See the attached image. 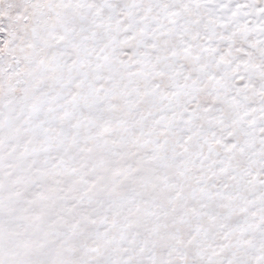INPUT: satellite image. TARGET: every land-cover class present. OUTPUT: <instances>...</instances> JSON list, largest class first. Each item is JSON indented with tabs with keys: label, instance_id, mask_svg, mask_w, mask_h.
<instances>
[{
	"label": "snow or ice",
	"instance_id": "6c2138e0",
	"mask_svg": "<svg viewBox=\"0 0 264 264\" xmlns=\"http://www.w3.org/2000/svg\"><path fill=\"white\" fill-rule=\"evenodd\" d=\"M0 264H264V0H0Z\"/></svg>",
	"mask_w": 264,
	"mask_h": 264
}]
</instances>
